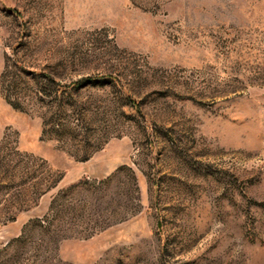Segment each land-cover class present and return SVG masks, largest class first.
<instances>
[{"label":"rangeland","instance_id":"obj_1","mask_svg":"<svg viewBox=\"0 0 264 264\" xmlns=\"http://www.w3.org/2000/svg\"><path fill=\"white\" fill-rule=\"evenodd\" d=\"M0 264H264V0H0Z\"/></svg>","mask_w":264,"mask_h":264},{"label":"trees","instance_id":"obj_2","mask_svg":"<svg viewBox=\"0 0 264 264\" xmlns=\"http://www.w3.org/2000/svg\"><path fill=\"white\" fill-rule=\"evenodd\" d=\"M74 84V86H77V85H79V82H75V83H73Z\"/></svg>","mask_w":264,"mask_h":264}]
</instances>
